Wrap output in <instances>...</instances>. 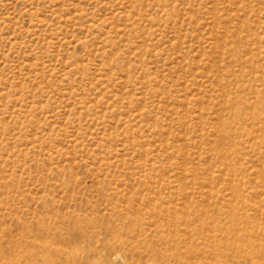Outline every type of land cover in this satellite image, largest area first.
<instances>
[{
	"label": "rangeland",
	"instance_id": "obj_1",
	"mask_svg": "<svg viewBox=\"0 0 264 264\" xmlns=\"http://www.w3.org/2000/svg\"><path fill=\"white\" fill-rule=\"evenodd\" d=\"M0 264H264V0H0Z\"/></svg>",
	"mask_w": 264,
	"mask_h": 264
}]
</instances>
